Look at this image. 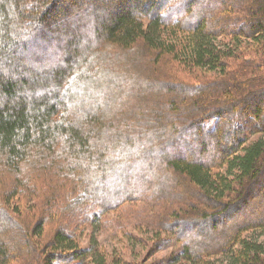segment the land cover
I'll return each instance as SVG.
<instances>
[{
    "label": "trees",
    "instance_id": "16d2710c",
    "mask_svg": "<svg viewBox=\"0 0 264 264\" xmlns=\"http://www.w3.org/2000/svg\"><path fill=\"white\" fill-rule=\"evenodd\" d=\"M134 201L168 260L264 264V0H0V264H130L74 234Z\"/></svg>",
    "mask_w": 264,
    "mask_h": 264
},
{
    "label": "rangeland",
    "instance_id": "374dc122",
    "mask_svg": "<svg viewBox=\"0 0 264 264\" xmlns=\"http://www.w3.org/2000/svg\"><path fill=\"white\" fill-rule=\"evenodd\" d=\"M78 5L80 6V4H77L75 7H79ZM72 12L74 13L73 9L69 10V14ZM50 51V49H43L42 54H44V56H50ZM99 90L101 89H98L97 91ZM105 93L106 92L104 91L103 94ZM99 95H101V93H98V96ZM232 128L233 125H230V128L228 129L229 138L233 137L234 132H232ZM257 136H259V134H253L250 139ZM137 175V173L133 175L135 177V180H133L134 185L143 184L144 186H147V183H154V179H152L150 174L143 175V177ZM116 186L117 185L114 184V187ZM24 206L26 210L23 211L29 212L26 207L30 208L32 204L26 202ZM33 208H40L36 203V200ZM164 209V205L155 206L154 208V205L152 204L149 205L148 203L134 201L125 205L124 208H120L118 211L106 212V215L99 218L95 227L90 226L87 222H85L86 224H78L74 235L79 241L80 247H93L96 245L95 247H99V249L106 254L109 262L111 257L121 256L130 264H179L172 259L168 260L172 255L175 256L179 252V245L177 243H172L174 237L171 234L166 233L162 234L160 240H156L154 234L155 231L145 223H142L141 226V223L139 222L142 218L148 217V212L153 215V220L156 221L158 213L160 214ZM154 212L157 213L152 214ZM58 225L59 224H57L56 220H52L51 218L45 226L46 232L48 233ZM202 232L205 233L204 231H201L200 233ZM251 235L256 236L255 234ZM93 239L96 241V244L93 243ZM163 244L165 245L163 246ZM119 264L122 263L120 262Z\"/></svg>",
    "mask_w": 264,
    "mask_h": 264
}]
</instances>
